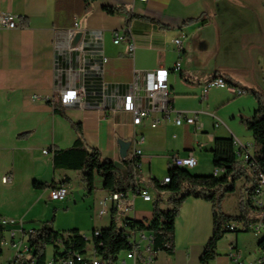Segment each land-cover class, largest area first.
<instances>
[{
  "label": "crops",
  "instance_id": "obj_1",
  "mask_svg": "<svg viewBox=\"0 0 264 264\" xmlns=\"http://www.w3.org/2000/svg\"><path fill=\"white\" fill-rule=\"evenodd\" d=\"M106 8L118 11L109 14ZM1 14L15 16L22 26L0 28V218L18 222L1 228L0 238L9 237L11 229L40 230L51 221L55 230L76 229L85 236L111 226V212L99 215V203L110 196L102 178L95 177V189L89 193L81 173L54 169V152L71 148L77 140L72 124L81 125L88 147L121 168L119 141L131 143L128 157L133 142L144 138L136 144L142 151L136 182L152 200L130 194L129 209L117 215L119 226L125 219L152 220L156 193L150 180L162 182L168 176L173 156L193 155L197 165L191 174L204 175L213 169L211 151L217 138L233 139L240 145L237 149L257 152L253 134L240 118H252L258 109L255 97L242 89L264 91V0H95L90 9L83 0H0ZM75 23L80 52L71 47L75 36H67ZM117 32L134 41L133 56L126 42L114 44ZM176 39L183 42L181 54ZM179 61L182 67L177 71ZM165 77L174 110L197 117V124L177 126L172 116L157 128L150 127V120L134 126L126 98L132 97L130 105L147 107L149 84ZM216 78H223L232 90L214 88L203 97V86ZM78 90L84 93L83 103L73 99ZM66 92L70 94L64 97ZM156 163L163 166V176L154 170ZM66 180L69 197L52 201L51 190ZM36 181L48 187L36 188ZM242 181L241 190L246 184ZM245 194L244 187L234 211L225 213L238 215ZM168 198L161 197L162 209L170 208ZM260 199L264 208V194ZM78 207L90 213L84 226L68 217ZM252 216L261 218L258 212ZM66 223L71 226L60 228ZM257 225L264 227L263 221ZM238 229L225 235L209 264H232L231 250L244 264L260 258L264 233L240 232L241 225ZM212 231L211 204L187 200L176 221L173 254L159 252L151 264H202ZM92 247L91 242L88 258L94 255ZM11 255L10 251L7 262ZM4 258L2 249L0 260ZM122 259V264H134L125 255Z\"/></svg>",
  "mask_w": 264,
  "mask_h": 264
},
{
  "label": "trees",
  "instance_id": "obj_2",
  "mask_svg": "<svg viewBox=\"0 0 264 264\" xmlns=\"http://www.w3.org/2000/svg\"><path fill=\"white\" fill-rule=\"evenodd\" d=\"M86 9H90L95 0H83ZM109 14H115L118 10L106 8ZM245 94H251L258 102V109L252 118L241 117V123L253 134L257 152L254 160L264 174V91L258 92L252 88H243ZM54 111L62 114L59 106L53 102H47ZM170 105L171 101H170ZM77 132V140L74 145L65 150H56L53 155V166L55 170L75 171L83 176L84 184L89 193L95 189L94 180L98 176L104 182V191L109 195L121 194L126 202L130 194H136L138 190L136 178L137 170L140 168V159H125L124 168L117 163L103 159L101 153L87 146L85 143L82 127L72 124ZM213 156V167L215 171L221 170L218 176L193 175L188 169L171 167L168 176L171 182L162 185L157 179H151L150 185L156 193L153 204V218L149 223L125 219L122 226L117 222L118 211L112 210V224L109 228L100 231L99 236L86 241L84 235L76 229L58 231L53 227V221L47 222L40 230H34L28 235L30 249V262L24 264H49L47 249L53 248L52 262L72 258L73 264H83L76 259V255L86 256L89 244H93V252L97 258L106 264L116 263L120 257L135 250L136 242L131 238L134 234L146 232L153 238V250L157 254L166 252L173 254L176 237V221L185 202L191 198L202 200L211 204L213 231L205 249L201 255L202 264H209L217 257L218 244L229 233H238L239 229L231 231L228 226L235 223L242 226L240 232L249 233V224L256 226L259 219L252 215L256 212L264 219V208L254 204L252 197H257L258 179L256 175H249L244 165L238 161L234 140L230 138H217L211 151ZM246 180V194L242 195L239 202V214L228 215L223 210V203L227 197L235 194L237 183ZM68 180L63 182L65 186ZM249 184H252L249 187ZM36 188H46L47 184L37 181ZM54 187V184L51 185ZM249 187V188H247ZM168 195L167 204L169 209H162L161 197ZM264 223V220H263ZM251 226V227H253ZM2 226L0 225V229ZM260 248L264 252V238L260 242ZM1 253V251H0Z\"/></svg>",
  "mask_w": 264,
  "mask_h": 264
},
{
  "label": "built area",
  "instance_id": "obj_3",
  "mask_svg": "<svg viewBox=\"0 0 264 264\" xmlns=\"http://www.w3.org/2000/svg\"><path fill=\"white\" fill-rule=\"evenodd\" d=\"M142 1H146V0H142ZM21 26L22 23H20L15 16L11 14L0 15V28L17 29ZM77 32H78V24L75 23L74 28L70 30V32L67 34L69 40H72ZM113 42L116 45L126 42L129 55L130 56L134 55L135 53L134 41L130 40L127 37V35L117 32L113 35ZM174 44L177 47L178 53L181 54L184 49L182 40L176 39L174 40ZM72 50L76 52H80L82 50V47L76 46L75 48H72ZM106 62H107L106 59L102 61L103 64H105ZM181 67L182 64L180 61L175 64V70L179 71L181 70ZM214 88L232 90V88L229 87V85L225 82L223 78H216L203 86L202 96L203 97L206 96V94H208L209 91ZM69 94H70L69 92H66V95L64 93V97L68 96ZM73 97H74L73 99H75L76 101L82 103L84 101L83 99L84 93L82 92V90L75 91L73 93ZM131 98L132 97L128 95L126 100H127V109H129V111L132 114V123L134 126H141L145 123L146 120H150V127L157 128L162 123L163 120H169L171 119L172 116L174 117V123L177 126H192L197 124V117L187 115L186 113L177 112L170 105L171 91L166 81V77L162 79H158L156 81H152L149 84V88L147 91V101H148L147 107L142 108L140 106L135 105L133 102L130 105L129 101L131 100ZM143 141L144 138L138 141L135 140L133 142L134 149L132 153L125 159L127 158L133 160L140 159V157L142 156V151L136 147V144L138 142H143ZM234 144L236 148V155L238 161H240L244 165L249 175H256L258 179L259 185L256 190V194L258 196L254 198L252 197V200L255 205H257L260 208H263V203L260 197L264 194V174L261 171H259V168L254 160V155L250 153L248 150L243 149L242 147L237 149V147L240 146L237 141H234ZM43 154L48 155L49 151L44 150ZM125 159H123V161ZM171 165L172 167L179 169H185V168L193 169L197 165V160L193 155H189L187 157H180L175 155L172 158ZM221 173H222L221 170L215 171L216 176L220 175ZM9 181H10L9 177H5L3 179L4 183H8ZM170 182H171L170 177L167 176L161 183L162 185H166L169 184ZM137 194L144 201L149 202L152 200L150 193L145 189H138ZM69 195H70V189L66 186L55 187L50 192L51 200L54 202L65 201L69 197ZM129 203H130L129 199L125 202L121 194L110 195L108 199L103 200L99 203V215L104 216V212H111L112 210H116L118 212L127 211L129 209L128 208ZM0 225L2 226V228L14 227L18 225V222L12 219L0 218ZM228 228L231 231H234L235 229H238V225L233 223L229 225ZM33 231L34 230L24 231L23 229H20V231H18L11 229L9 233V237L0 238V251L8 247L14 252V255L12 256L10 261L7 262V264H24L30 262L31 254L28 245V235ZM252 231L255 232L262 231L264 233V227L260 225L253 226ZM94 235L99 236L100 231H95ZM138 236H140L141 238L139 242H137ZM132 237H134V242L137 243L136 248L135 250L131 251L129 254H126L125 259L133 260L134 264L152 263L154 261V258L156 257V253L154 252L152 245L153 243L152 236L146 232H140L134 234ZM84 238L86 241H91V239H88L85 235ZM142 243H145L144 248H141ZM75 257L78 261L83 262V264H106L105 262H102L99 258H97L95 254L91 258H88L87 255L86 256L76 255ZM229 257L232 260V264H244L240 260V256L235 250H231ZM123 261L124 260L122 259V257H120V259L114 264H122ZM49 264H54V262H52L51 260ZM55 264H73V259L69 258ZM252 264H264V252H262L260 258L255 263Z\"/></svg>",
  "mask_w": 264,
  "mask_h": 264
},
{
  "label": "rangeland",
  "instance_id": "obj_4",
  "mask_svg": "<svg viewBox=\"0 0 264 264\" xmlns=\"http://www.w3.org/2000/svg\"><path fill=\"white\" fill-rule=\"evenodd\" d=\"M153 168H154V170L158 173V174H160V175H162L163 176V166L162 165H157V163H156V165L155 166H153ZM210 168V167H209ZM211 169V168H210ZM207 169V173H204V175L203 176H209V175H213L214 174V171H215V169H214V167H213V169ZM192 170V169H191ZM145 172H147L146 170H145ZM138 173H139V171H138ZM145 176V175H144ZM242 181V180H241ZM241 181H239L238 183H237V190H236V192H235V194H233V195H231V196H229V197H227L226 198V200L225 201H227V199H229L228 201H227V204H226V206L224 205V203H225V201H224V203H223V210H224V212H225V209H226V211L227 212H229V213H231V212H233L234 211V209H235V201L237 200V198L240 196V194H241V192H242V190H243V188L245 187L246 188V185L247 184H245V186L244 187H242V190H241ZM243 181H245L246 182V180H244L243 179ZM242 181V182H243ZM247 183V182H246ZM248 186V185H247ZM84 208L82 207V208H79L78 207V209L77 210H74V212H73V214H70L68 217L69 218H71L72 220H75V221H77V222H79L78 224H80V226H84V225H82V224H84L85 222H87V220H89L90 219V213H89V216H88V212H87V214H86V211L85 210H83ZM85 209H87L86 207H85ZM87 210H89V209H87ZM101 217H103V216H101ZM105 217H107V216H105ZM264 219H263V216H261V218H260V220L258 221V223L259 222H262ZM118 224H119V218H118ZM251 224H253V223H251ZM251 224H249V226H250V228H251ZM66 226H71L70 225V223H66V224H60V228H69V227H66ZM86 226V225H85ZM86 237L88 238V239H91V237L93 236V233H92V230H90V231H88L87 233H86ZM141 240V238H140V236H138L137 237V242H139ZM142 246L144 247L145 246V244L144 243H142ZM4 250H5V258H4V260H0V263H4V264H7V258H8V256H9V254H10V251L12 252V255L11 256H13L14 255V252H13V250H11L10 248H8V247H6V248H4ZM91 251H92V249H88V256L90 255V253H91ZM7 256V257H6ZM47 258H48V260L50 261V260H52V258H53V248L52 247H49L48 249H47ZM91 258V257H90Z\"/></svg>",
  "mask_w": 264,
  "mask_h": 264
},
{
  "label": "water",
  "instance_id": "obj_5",
  "mask_svg": "<svg viewBox=\"0 0 264 264\" xmlns=\"http://www.w3.org/2000/svg\"><path fill=\"white\" fill-rule=\"evenodd\" d=\"M81 39V34H76L74 39L72 40V43H71V47L72 48H75L79 42V40ZM130 144L131 143H128V142H125L123 140H120L119 141V145H120V156L122 159H125L126 156H127V152L130 148Z\"/></svg>",
  "mask_w": 264,
  "mask_h": 264
},
{
  "label": "bare ground",
  "instance_id": "obj_6",
  "mask_svg": "<svg viewBox=\"0 0 264 264\" xmlns=\"http://www.w3.org/2000/svg\"><path fill=\"white\" fill-rule=\"evenodd\" d=\"M185 169H188V170H190V169H192V168H185ZM144 264H151V263H144Z\"/></svg>",
  "mask_w": 264,
  "mask_h": 264
}]
</instances>
